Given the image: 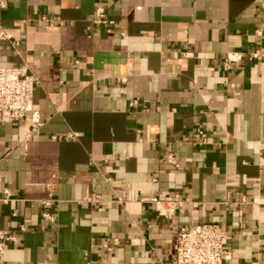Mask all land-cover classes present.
<instances>
[{
  "label": "crops",
  "instance_id": "crops-1",
  "mask_svg": "<svg viewBox=\"0 0 264 264\" xmlns=\"http://www.w3.org/2000/svg\"><path fill=\"white\" fill-rule=\"evenodd\" d=\"M0 1V67L27 64L41 121L0 124L2 264H171L202 223L222 264H264V0Z\"/></svg>",
  "mask_w": 264,
  "mask_h": 264
},
{
  "label": "built area",
  "instance_id": "built-area-1",
  "mask_svg": "<svg viewBox=\"0 0 264 264\" xmlns=\"http://www.w3.org/2000/svg\"><path fill=\"white\" fill-rule=\"evenodd\" d=\"M0 7L4 8L5 3L0 1ZM89 23L90 26L97 27L114 24L113 21H109L102 7L96 8L94 18ZM0 40L9 41L13 46H17L12 37L3 31H0ZM249 58L262 60L264 52L254 51L249 54ZM241 60V53H227L223 58L222 67L227 71L231 66L238 65ZM37 82L36 77L24 62H21L16 67H0V124L17 123L29 116L32 130L41 125L39 113L33 110L32 101L33 90ZM134 104L135 102L130 106ZM195 135L194 145H206V136L201 130H196ZM165 162L168 165H174L175 157L173 154L169 153L166 155ZM142 201H149L156 205L164 203L155 198ZM241 203H246V199H243ZM165 204L173 205V202ZM159 212L160 214H165L161 210ZM43 217L46 220H53L48 214H43ZM13 242H15L14 236L7 231H0V264L3 263L6 245ZM116 243L117 240H113V244L116 245ZM226 243V230L218 224L202 223L180 226L176 233V245L170 263L222 264ZM104 248L110 250L106 244Z\"/></svg>",
  "mask_w": 264,
  "mask_h": 264
}]
</instances>
